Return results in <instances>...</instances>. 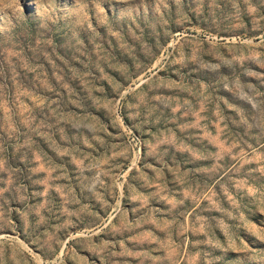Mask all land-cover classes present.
Returning a JSON list of instances; mask_svg holds the SVG:
<instances>
[{
  "label": "rangeland",
  "instance_id": "374dc122",
  "mask_svg": "<svg viewBox=\"0 0 264 264\" xmlns=\"http://www.w3.org/2000/svg\"><path fill=\"white\" fill-rule=\"evenodd\" d=\"M0 264H264V0H0Z\"/></svg>",
  "mask_w": 264,
  "mask_h": 264
}]
</instances>
